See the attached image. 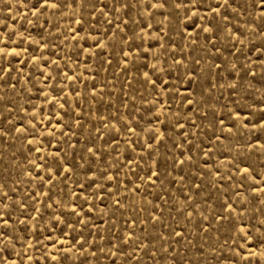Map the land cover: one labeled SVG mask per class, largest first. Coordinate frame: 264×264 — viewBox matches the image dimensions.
Here are the masks:
<instances>
[{"label": "rangeland", "instance_id": "374dc122", "mask_svg": "<svg viewBox=\"0 0 264 264\" xmlns=\"http://www.w3.org/2000/svg\"><path fill=\"white\" fill-rule=\"evenodd\" d=\"M0 264H264V0H0Z\"/></svg>", "mask_w": 264, "mask_h": 264}]
</instances>
